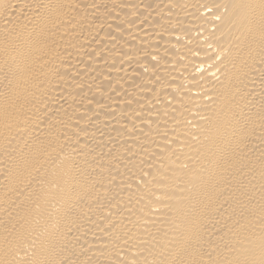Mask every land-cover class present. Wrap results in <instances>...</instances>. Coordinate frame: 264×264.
Masks as SVG:
<instances>
[{
    "label": "bare ground",
    "instance_id": "1",
    "mask_svg": "<svg viewBox=\"0 0 264 264\" xmlns=\"http://www.w3.org/2000/svg\"><path fill=\"white\" fill-rule=\"evenodd\" d=\"M0 264H264V0H0Z\"/></svg>",
    "mask_w": 264,
    "mask_h": 264
}]
</instances>
